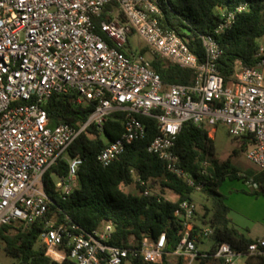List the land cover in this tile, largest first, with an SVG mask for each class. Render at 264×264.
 I'll list each match as a JSON object with an SVG mask.
<instances>
[{"label":"built area","instance_id":"2783aa9c","mask_svg":"<svg viewBox=\"0 0 264 264\" xmlns=\"http://www.w3.org/2000/svg\"><path fill=\"white\" fill-rule=\"evenodd\" d=\"M245 8L241 3L219 9L218 23L199 35L204 56L198 60L183 38L161 26L157 0H0V226L43 219L39 243L48 257L59 261L131 264L141 257L146 263L158 262L166 243L164 232L154 240L143 237L138 246L119 247L107 243L110 222L86 232L74 223L47 217L44 173L63 156L66 175L51 174V180L67 195L76 184L81 159L63 154L86 126L101 132L114 112L122 115L123 131L98 153L102 166L143 137L144 125L136 118L141 114L154 118L157 127L147 150L196 191L200 186L178 166L172 150L186 121L206 128L208 135L218 124L226 125L233 137L251 135L245 157L263 174L264 183V45L258 44L253 66L236 61L227 81L217 70L219 38ZM131 34L143 41L145 53L142 46L132 51ZM147 52L190 69L191 81L163 83ZM68 93L76 95L77 103L92 102V112L79 127L67 122L49 127L46 102L52 94ZM195 210V203L184 199L174 212L184 231L172 253L184 264L200 257H214L222 264H236L241 256L264 262V237L252 239L241 251L219 242L208 252H197L196 243L209 237L212 228L195 230Z\"/></svg>","mask_w":264,"mask_h":264},{"label":"trees","instance_id":"16d2710c","mask_svg":"<svg viewBox=\"0 0 264 264\" xmlns=\"http://www.w3.org/2000/svg\"><path fill=\"white\" fill-rule=\"evenodd\" d=\"M157 1L161 10V26L183 38L198 60L204 56L199 35L211 32L218 23L219 9L230 10L241 3L246 4V8L236 14L231 27L219 38L222 54L217 70L227 81L233 74L236 61L245 66L254 65L253 55L258 40L264 36V0ZM140 51L145 53L147 50L142 47ZM150 66L163 83L188 84L191 81L190 69L180 68L157 55L150 56ZM75 98L74 93L50 96L44 106L49 127L61 122L79 127L87 120L94 108L93 103H77ZM136 118L144 125L143 137L126 145L118 159L107 166L98 162L97 155L122 133L121 113H111L105 119L101 132L90 124L76 136L63 154L64 157L81 159L76 184L71 191L62 195L51 180V174L66 175L67 163L63 156L43 175V190L49 199L47 217L54 216L58 222L74 223L86 232L110 222L112 232L107 243L119 247L138 246L143 237L154 240L164 232L166 243L158 262L146 263L138 257L131 264H184L179 256L172 263L167 261L166 256L175 249L184 231L181 220L174 212L181 200L193 201V194L199 192L210 201L209 207L204 206V216L209 213L207 223L212 228V247L219 242H227L237 251L244 250L251 240L228 225V207L218 188L225 179L251 177L256 187L252 194L264 193L263 174L246 168L244 176H241L239 167L231 160L239 150L234 149L224 160L217 159L207 129L186 121L176 135L172 150L178 156V166L191 176L195 185L200 186V190L196 191L182 178L169 172L165 162L147 150L157 133L155 119L141 114H137ZM241 138V150L253 142L251 135ZM131 184L136 192L125 190ZM145 188L149 191L147 194L143 193ZM167 192H171L174 198H167ZM43 226V219L28 225L15 221L0 226V244L5 255L14 260L13 264H74L70 260L59 261L45 254L44 247L39 243ZM258 258L257 264H264L263 259Z\"/></svg>","mask_w":264,"mask_h":264},{"label":"rangeland","instance_id":"374dc122","mask_svg":"<svg viewBox=\"0 0 264 264\" xmlns=\"http://www.w3.org/2000/svg\"><path fill=\"white\" fill-rule=\"evenodd\" d=\"M128 41L131 45V49L133 52H136L141 46L143 47V41L137 37L135 34H131L128 38ZM259 44L264 45V36L259 38ZM147 55L151 56L149 52ZM209 136L212 138L214 145V157L219 160L226 159L234 149L239 150L236 156L231 157V160L234 164L239 167L241 176H244V170L246 168H252L256 170V167L246 159L245 151L249 147V144L246 146L244 150H241V137H233L229 134L228 127L224 124H218L215 127V130L209 133ZM247 179L237 178L233 180L226 179L222 182L220 186V191L223 193L224 197L229 198L228 203L230 206L234 207V209L241 215V217L247 219L245 222V226L248 227L250 231V235L254 237H264V195L262 193L252 194L253 187L251 182L247 183ZM157 185V184H155ZM156 189V188H155ZM126 191H134V186L125 187ZM237 190L239 191V196L235 199V194L233 197H230L229 191ZM167 198L173 199L174 195L170 192H167ZM193 202L196 205V210L194 214L193 220L199 222L208 221L209 213L204 216V206L209 207L210 201L203 194L199 192H195L193 194ZM228 206V205H227ZM232 207V208H233ZM213 241L211 238H204L202 242H199L198 247L200 249H209L212 245ZM246 257L241 256L236 259V262L245 263ZM169 262H174L175 258H169ZM14 260L9 256L5 255L3 251V245L0 244V264H13ZM252 264V263H251Z\"/></svg>","mask_w":264,"mask_h":264},{"label":"crops","instance_id":"0c3cea01","mask_svg":"<svg viewBox=\"0 0 264 264\" xmlns=\"http://www.w3.org/2000/svg\"><path fill=\"white\" fill-rule=\"evenodd\" d=\"M255 170V169H254ZM256 172L257 174H261V172L256 168ZM256 177V176H255ZM226 180V179H225ZM247 183L251 184L253 188H256L255 185L253 184L252 182V179L251 177L247 179L246 181ZM222 184V183H221ZM220 184V186H221ZM133 184L129 185V186H132ZM134 186V185H133ZM220 186L218 188V191H220ZM128 187V186H127ZM129 192H136L135 191V187H134V191H129ZM230 192V197H233L232 195L235 194L236 192V196H235V199H237V197L239 196V191L235 190L234 191H229ZM171 193V192H170ZM220 193H222L220 191ZM233 193V194H232ZM223 194V193H222ZM264 195V193H262ZM229 198L225 197L224 198V203L226 204V206L228 207V213H227V219H228V225L235 228L239 233H241L246 239H249V240H252V239H255V238H258V237H254V236H251L250 235V231L248 230V227L245 226V222L247 221V219L245 220V218L241 217V215L234 209V207L232 208L230 206V204L228 203V200ZM193 226L195 228V230H199L201 229L202 227H205V226H209V224L207 223V221L205 222H199V221H196V220H193ZM207 238H211L210 236L207 237ZM204 239V238H203ZM203 239H200L199 242H202ZM199 242L196 243V251L199 252V253H203V252H208L210 250L213 249V243L212 245L210 246L209 249H200L198 247L199 245ZM167 261L169 258H176L177 256L174 254V253H167ZM245 257V256H244ZM259 260L258 257H246V262L245 263H248V264H257V261ZM169 262V261H168ZM172 263V262H170ZM244 261L242 262H236V264H243ZM194 264H222L221 263V260L220 259H217V258H214V257H200V258H197L194 262Z\"/></svg>","mask_w":264,"mask_h":264}]
</instances>
